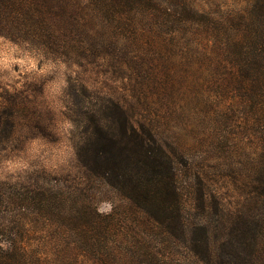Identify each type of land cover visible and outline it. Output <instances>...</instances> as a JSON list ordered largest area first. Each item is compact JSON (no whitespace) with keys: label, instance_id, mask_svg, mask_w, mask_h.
Returning <instances> with one entry per match:
<instances>
[{"label":"trees","instance_id":"16d2710c","mask_svg":"<svg viewBox=\"0 0 264 264\" xmlns=\"http://www.w3.org/2000/svg\"><path fill=\"white\" fill-rule=\"evenodd\" d=\"M161 2L0 0V35L40 48L45 56L70 66L85 69L105 55L123 69L134 61L119 48V38L132 31L139 16L152 19ZM165 2V16L176 24L189 16L213 20L194 0H184L182 7L180 0ZM244 2L236 14L215 23L213 47L225 71L226 88H233L240 110L258 123L253 132L258 152L248 171L252 182L243 189L248 190L246 205L231 213L219 202L213 230L204 222L187 225L175 159L157 141L153 127L134 121L129 109L110 97L69 84L73 106L68 120L82 181L72 179V190L64 192L62 183L57 189L11 191V228L0 223V264H162L151 246L158 239L165 247L180 244L197 264H264V0ZM126 56L130 58L125 65ZM7 110L12 132L16 116L28 108L15 99ZM95 182L120 202L111 204L109 213L98 212L91 201ZM44 217L55 222L58 239L64 242L52 249L51 259L31 242ZM212 232L218 239L212 241Z\"/></svg>","mask_w":264,"mask_h":264},{"label":"rangeland","instance_id":"374dc122","mask_svg":"<svg viewBox=\"0 0 264 264\" xmlns=\"http://www.w3.org/2000/svg\"><path fill=\"white\" fill-rule=\"evenodd\" d=\"M165 1L152 19L139 16L132 31L122 33L119 48L132 54L130 62L134 61L123 69L105 55L85 64V69L70 66L45 56L40 48L0 35V223L11 228L7 201L12 190L57 189L62 183L64 192L72 190V179L82 181L74 154V128L68 120L73 106L67 96L69 84L110 97L129 109L134 121L153 127L157 141L175 159L187 225L204 222L213 230L219 221L217 204L231 213L246 205L248 190L243 189L252 182L248 171L258 152L253 133L258 123L251 113L240 110L233 88H226L225 71L213 47L215 23L236 14L245 2L194 0L213 20L189 16L176 24L165 16L163 7L169 8ZM124 23L129 25L128 20ZM128 58L122 59L125 65ZM15 99L28 110L16 116L11 132L7 107ZM90 193L100 213L120 204L97 182ZM54 225L44 217L31 241L48 259L53 248L64 244ZM216 239L218 234L212 232V241ZM151 246L162 264H197L180 244L165 247L158 239Z\"/></svg>","mask_w":264,"mask_h":264}]
</instances>
